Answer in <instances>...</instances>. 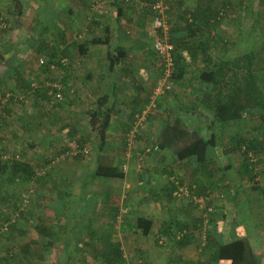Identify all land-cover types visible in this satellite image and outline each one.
<instances>
[{"label": "trees", "instance_id": "1", "mask_svg": "<svg viewBox=\"0 0 264 264\" xmlns=\"http://www.w3.org/2000/svg\"><path fill=\"white\" fill-rule=\"evenodd\" d=\"M11 1L17 2V0ZM66 1L75 3L78 12L90 9V6L85 0ZM105 1L108 2L110 6L114 7L117 14L116 19L119 23L121 22L120 17H122L123 6L133 7L140 3L145 5V11H142L141 14L137 12L135 13L137 16L135 14V17L133 16L135 22L139 25L144 22V16H149L148 14H151L149 17L152 24L154 15L157 14L153 12L152 4L157 3L158 0ZM174 2H176V0H174ZM19 3L18 1L16 4ZM196 3L197 8L194 11L183 6L182 1L180 3L178 2L177 8L175 9L178 13V18L164 19L165 24H168L167 42L172 45V49L170 50L172 66L169 77L165 79V72H161V76L156 79L159 81L162 78V84L164 82L163 80H166L167 85L170 86L169 89L166 88L165 83L163 89H161L164 96L160 99L161 101L171 97L170 95L173 93L174 86L181 83L187 86L188 89L191 88L197 93L196 99L198 103L202 108L207 110L209 114L208 117L210 119L205 128L198 126L194 131L189 132L190 130L187 129L189 125H184L185 123L183 122L184 128L186 127L184 132L189 135V141L178 146L174 150L175 160L178 162H191V164L195 165V170L193 171L199 174V176H202V179L196 176L192 181L186 182L177 178L178 180L176 179L173 181L170 187L168 185L164 188L171 189V192L169 191L170 193L166 195L169 197L168 199H176V192L179 193V189L192 191V195L189 196L192 206L193 203H195V201L192 200V197H196L195 192L197 196L204 195L205 193L202 189L204 188L202 180L206 178L210 181L212 178L209 166L210 163L213 162L216 148L221 144L219 136L215 132L217 125H234L236 127H241L243 123L250 122L255 124L254 127L257 131H260L258 137H245L243 135H237L235 137L233 148H236L235 150L241 153L245 159L240 169L244 175H250V179L254 178L256 173L254 172L255 164H253V159L259 162L264 158V91L262 85L257 81L258 77L253 70L254 53L251 51L248 54H239L228 60L212 56L211 53L208 52V47L212 45L210 42H213V44H216L218 47L220 42L224 44V40L221 38L200 40V34L204 31L203 25L206 26L212 22V26H214V24L219 23L222 20L221 17H223L221 11L228 10L232 3L226 1L222 3L221 1L218 2V0H196ZM248 6L249 5L245 3V7ZM168 10L171 12V7ZM190 11H192L191 15L189 14ZM71 12L72 11H70L69 14L70 16ZM188 14L190 18L186 17ZM128 18L132 17L128 15L127 18L123 19L127 20V23L130 22V20L132 21V19L128 20ZM142 18L143 21H140ZM90 20L88 32L100 29L101 34L87 40L85 38L82 39V41L73 40L68 44L65 40L64 32L58 27L55 28V30L58 29L56 33H59L61 38L55 45L46 44L42 42L41 39L39 40V38L33 36L29 46L30 51L38 58L35 65L22 67L23 64H28V61L25 62L15 55L6 58L5 56L8 51L5 47L0 51V66L5 68L3 72H0V82L6 78H10L11 75L15 76L17 81L14 85H11V88L9 84H6L5 90L1 89L0 91V115H2L0 116V140H4L5 136L2 129L5 127V120L3 118L11 115L10 109L5 108L6 105H9L14 100H18V103H22V98L30 94L34 96V100L52 101L58 104H62L63 102L73 104V100L68 97V94L70 96L69 92L71 90L69 84L72 82L70 78L72 66L64 63V60L70 59L72 56H87L91 45L107 47L105 59L107 61V74L110 77V82L105 85L107 86L105 88L106 91L102 95H98L93 99L87 98L88 102L84 105L88 116L86 124L90 129L88 136H78L79 131L73 126L74 124L62 126L58 135L60 139L62 136L60 133H64L65 131L66 135L75 138L74 141L79 149V153L74 154L75 158L77 156L81 157V155L85 157L84 145L87 143L91 145L94 168L91 175H88L91 179L89 189L94 187V179L124 178L125 173L120 163V161L123 160L122 154L126 152L125 148L128 145L127 141L131 130L136 126L139 118L147 108L151 97V94L147 91L150 95L143 98L142 90L145 88L139 84L133 85V93L131 92L130 98L122 104L126 111L119 113L127 116L128 119V123H124V127L122 128L121 141L123 147H121L119 151V156H117V153L108 152L107 146L111 139V132L117 131L112 129V123L115 119L114 111L117 104L111 105L110 101H112V96V98H114L116 94L123 92L121 89V81L119 80H121L120 73L123 75L128 72L127 69L124 68L128 53L118 45L113 47V36L109 26L102 25L98 17L92 16ZM4 22L6 23V20L0 17V39L2 38L1 34L7 32V26H4ZM33 24L34 25H30L28 28L34 30L35 23L33 22ZM36 28L38 30V27ZM155 32L156 37H162L160 31ZM44 33L45 28L44 30L43 28L38 30V35L40 37ZM126 33L130 34L128 31H126ZM196 36H199L198 39L195 38ZM37 39L39 42L36 41ZM29 40L30 39H28V41ZM34 41L38 43H32ZM41 56H45V59L42 60L40 58ZM198 60H200L202 64L207 65V67L199 70L197 68ZM163 63L165 64L164 60ZM55 69L63 72V76H60L61 78L59 76L48 77V74ZM39 76H41V78L45 77L47 81H40L36 85L37 87H33V81L35 79L36 81L39 80ZM185 76L190 79L188 84L182 83V79ZM25 77L31 78V81L26 80ZM114 77L117 78V81H115ZM85 79L87 81H93L91 72L86 71ZM100 81L102 83L106 81L105 77H102ZM45 82H49L50 85H46ZM157 85L158 83L153 85L150 84V87H156ZM182 85L180 87L182 90L179 91L183 92L186 90L184 89L186 87ZM17 88L20 90V93L16 92ZM175 90L176 87L174 88V91ZM5 98L6 101L4 102L3 100ZM181 107L183 108V105L176 102L175 106L172 107L170 111L166 112L167 116L165 120H168V122H166L167 125L172 122L169 121L170 114L173 112L180 113ZM150 116L151 115H148V120ZM43 117L47 123L53 122L49 116L43 115ZM175 123L178 124V127L183 126L179 118H177ZM31 124L33 123L24 124L23 128L25 131L32 128ZM34 126L33 124V127ZM168 129H170V127ZM174 129L175 128L172 127L173 131ZM202 130L205 131L206 135L208 132L209 135L206 137L202 136L199 132ZM149 141L152 143L153 150L157 151L161 148L155 139ZM53 143L54 140L50 144ZM59 153H70V150L68 148H63L57 155ZM42 168H45L44 162L39 163L35 161L27 163L18 160L15 155H12L6 160L0 159V228L3 227V225L7 227L6 231L9 234V239L16 240L17 238L13 232L17 231L19 227L25 228L29 226V223H26L28 221L19 222V220H17L18 223L15 222L12 219V214L7 212L9 211V207H13L16 211L26 210L20 206V198L25 192L28 193L30 189L43 192L42 194L44 195L40 197L41 200H43V205L40 207H43L46 212L50 214L44 219L42 217H39V219L37 218L38 223H40L39 225L36 224L33 226L40 235L39 237H43L41 238L43 242H39L38 237H35L33 241L30 240V242L23 243L20 247H16L19 249L16 253L9 250V248L1 249L0 264H14L13 262H16V264H129L128 259L125 257L121 242L110 233L97 236L96 229L93 227L94 216L100 211L101 214H106V217L112 225H114V223L116 224L120 214L119 209H104L105 211L103 207L98 209V211L91 209L95 208L93 206L95 205L93 201V192H90L89 189L85 190L89 197L92 198L85 197V200L81 201V199L73 195L70 190L69 193H65L59 189L60 187L56 188L57 183L55 179L50 176L49 171H45L44 173L41 172ZM51 185H54V187H50ZM14 190H17V192H14ZM47 192L52 194L51 198L45 197ZM81 193L82 192H80V194ZM82 194L85 195V193ZM103 199V202L106 203L109 197L106 196L103 197ZM79 200L82 202H80L82 208L78 211ZM195 210H197V208ZM202 212H204L203 216H209L208 218H210L206 225L208 237L206 238L207 244L204 249V251H208L210 255L207 262L203 259L206 256H201L197 264H208V261L218 264H263L260 255L254 252L246 237L235 236L236 238L230 241L219 242L217 238H219L220 235L222 236L220 230V226L222 225L221 219L218 221L215 214H205V210L203 209L201 210V213ZM33 216L34 215H29L30 224L33 220ZM49 220L56 224L55 229L43 223ZM200 220L202 219L199 217L192 219L191 222L188 223L170 220L169 224L163 225L161 232L153 239V242L162 244L163 241H171L174 244L173 248L178 250L190 248L194 241L191 229H197L200 226ZM19 224L25 226H19ZM151 226L152 223L145 219L137 218L135 220V230L141 231L142 235L145 237L148 236ZM24 230L25 229H19L18 232L21 233V236L26 233ZM16 244H18V241ZM19 252H22V258L14 261V255H20ZM57 252H59L58 255H60V258L63 260L54 263L53 260H55ZM51 253H53L52 256ZM173 256L176 259V263L174 260L172 261V259H168L166 263L178 264L177 260H179L180 264H191L185 261L182 255ZM155 261L156 257L154 256H151L148 261L143 257L140 259L141 264H156Z\"/></svg>", "mask_w": 264, "mask_h": 264}, {"label": "rangeland", "instance_id": "2", "mask_svg": "<svg viewBox=\"0 0 264 264\" xmlns=\"http://www.w3.org/2000/svg\"><path fill=\"white\" fill-rule=\"evenodd\" d=\"M18 1L20 3L16 4ZM181 1L183 2V6H186L194 11L197 8L196 0H176V2H174V0H165L163 6V16L165 20L166 18H178V13L175 11V9L177 8V3H180ZM220 1L222 3H225V1L232 3L231 7L228 8V10L221 11L223 17H221L222 20L219 23L214 24V26H212V22L209 25H203L204 31L200 34V40H209L211 38L223 39L224 44L221 42L219 43L218 47L220 48H218V51H216V49H212L210 52L212 56H216L224 60H228L239 54H248L252 51L254 53L253 70L258 77L257 81L262 85L264 91V0H218V2ZM245 3L249 6L245 7ZM92 4L94 7L96 6V8L93 7L92 10L89 9L88 11L85 10L83 12H78L77 7H75V3L65 0L53 2H48L46 0H17V2H12L11 0H0V17L6 20V23L4 22V26H7V32L1 34L2 38L0 39V51H2L3 47H5L8 51L5 56L6 58L15 55L17 58L23 59L25 62L28 61V64L22 65V67H28L33 64L35 65L37 63L36 60L38 59L35 54L30 51L29 44L32 41L31 38L33 36H36L39 38V40L41 39L42 42H45L46 44L49 43L50 45H55L61 38L59 33H56L58 29L55 30V28L57 27L62 29L64 32V37L68 44H70V42L73 40L82 41L84 38L87 40L93 36H97L98 34L100 35V29H95V27L94 31L88 32V26L91 21L90 15L94 13V9L95 11L99 9L104 13L103 15L105 16L103 17V21L109 23L108 18L111 17L112 19L109 9H112L113 11H115V9L106 1L95 0L92 2ZM133 7L127 6L129 13L128 15L131 17L134 15V13H142V11H145L146 9L145 5L142 3ZM170 7L172 9L171 12L168 10ZM70 11H72L71 16L69 15ZM189 14L191 15L192 11H190ZM189 14L186 15L187 18H190ZM148 15L150 16L151 14ZM129 19H132V21L130 20L128 23L125 21L126 23H124V26L126 24L127 26L125 29H123L124 35L128 37L127 41H129V43L135 41L141 42L146 48L144 50L145 59L143 62L145 64L143 67L138 63L135 65L132 64V67L135 66L136 68H144L145 73L143 71V74H140L143 80L145 75H149V80H146V83L148 85L147 91L151 93V97L150 103L147 105L145 112H143L142 116L136 123V126L133 127L131 133L129 134V139L127 141L128 145L125 148L126 152L122 154L123 160L120 161L124 173L125 170L128 172L129 168L128 163L126 164V159H128V157L131 158V154L133 153L138 154V157L135 161V171L141 172V170H143L145 167L147 168V165H153V161H151L150 157H148L147 160L146 157L148 154L152 153V155H150L151 158H155L157 151L153 150L151 142H146L145 138L149 137L146 135V132L143 131V129L147 130V128H149L152 133L150 138L156 137V133L162 130L164 122H168V120L163 121L159 115L157 116V113H159V111L162 109L160 99H162L164 96L161 92L163 87L161 80L162 78L159 80L160 82L156 79L161 76V72L163 73L166 67L163 63V59L160 56H157L158 54L154 50L153 44L156 38V32L152 27L150 18L149 20L146 18L140 25L135 22V19L133 20V18H128V20ZM141 21H143V19ZM33 22L35 23V28L34 30H31L28 27L30 25H34ZM166 26H168V24H166ZM36 27H38V30L42 28L44 30L45 28V33L41 37L38 35V30ZM126 31H128L130 34H127ZM198 37L199 36H196L195 38L198 39ZM28 39L30 40L28 41ZM39 40L37 39L36 41L39 42ZM36 41L32 43H38ZM210 43L212 44L211 48H215L216 44H213V42ZM106 52V46L91 45L89 54L87 56H72L70 59L64 60V63L72 66V70L70 71V78L72 82L69 84L71 86V90L69 92L70 96L68 94V97L73 100V104H67L66 102H63L64 100L62 101V104L52 101L46 102L44 100H34V96L30 94L22 98V103H18V100H14L9 105L5 106V108L10 109L11 115L5 116V118H3L5 120V127L2 130L4 131L3 134L5 139L0 140V159L6 160L12 155H15L17 156L18 160L27 163H32L36 159H38L37 161L39 163L44 162L45 168H42L41 172H50V176L55 179L57 183L56 188L60 187L59 189L65 193H69L71 191L72 194L81 199V201L85 200V197L89 198V195L87 192H85V190L90 188L91 179L88 175H91L94 168L92 162L93 155L91 154V145L89 143L84 145V154L86 155L85 157L84 155L83 157L81 155V157L77 156L75 158L74 154L79 153V149L76 146V142L74 141L75 138L66 135L65 131L64 133H60L62 134L60 139L58 135L62 126L66 124L71 125L78 123V136H88L90 129L86 124L88 116L86 114L84 105H86V102H88L87 98L93 99L98 95H102L106 91L105 88L107 86L105 85L110 82V77L107 74V61L105 59ZM40 58L44 60L45 56H41ZM206 67L207 65L205 64L199 62L197 63V68L199 70ZM4 70L5 68L0 66V72H3ZM86 71L91 72L93 81H87L85 79ZM51 76L60 77L63 76V72L55 69L48 74V77ZM140 76H138L139 79ZM39 77L40 79L37 80L38 82L36 79L33 81V87H37L36 85L40 81H47L45 80V77ZM102 77H105L106 80L103 83L100 81ZM26 80L31 81V78L27 77ZM129 80L130 82H121V89L126 94V96H129L131 92L133 93V85L137 83L135 79L130 78ZM16 82L15 76L12 75L10 78L2 80L0 82V91L1 89L5 90L6 84H9V87L11 88V85H14ZM45 83L46 85H50L49 82ZM157 83L158 85L156 87H150V84L153 85ZM182 83L188 84L189 82H186L185 78H183ZM181 85V83H179V85L176 84L174 86V88L176 87L175 91L173 88V93L175 94L172 93V95H170L171 97L166 99L174 101L175 103L179 102L182 105H186L187 100H190L189 93H192V90L191 88L188 89L187 86L182 85L186 87L184 88L186 90L181 92L179 91L182 90V88L180 89ZM158 89L160 90L158 91ZM16 92L20 93V90L17 88ZM123 99H125V97H123ZM185 111L186 110L181 107L180 113H171L169 116V121L171 122V120L174 118H179L180 122H184L189 125V128H187L188 130L194 131L195 127H192V120ZM42 114L49 116L53 122L47 123ZM148 115H151L149 120ZM26 123H33L35 126L33 127V124H31L32 128L25 131L23 126ZM254 125V123L249 122L243 123L241 127H236L234 125L216 126L215 132L219 136L221 144L216 148L213 162L210 163L209 166L213 172L211 179L213 180L212 185L214 188H211L210 186L207 189H219L218 184L220 181H223V188L229 186V190L231 191H228L227 189L222 190L223 195L220 196V205L217 200L215 201L217 196L220 195V192L215 193L214 191V193H212L210 190H203L205 192H202L204 195L199 196H197V193L195 192L197 201H195L193 205L195 204L194 206L197 208V217L202 220H200V226L197 229H191L194 236L193 243L189 249L187 248L185 250L173 248L174 244L171 241H163L162 244H159V242L157 244L154 242L148 243L153 255L155 256L156 253L160 255L158 258H156V264H169L166 263L168 259H172V261L174 260L176 263V259L173 255L180 254L184 255V260L191 264H197L201 256H206L203 259L207 262L210 254L208 251L205 252L204 249L205 245L207 244L206 238L208 237L206 225L210 218H208L209 216H203L204 212L201 213L202 209L205 210V214H216L218 217L222 211L224 212L226 218L220 226L222 236L220 235V237L217 238L219 242L230 241L236 238L235 236L246 237L249 240V243L252 244V248L254 249L255 253L260 255L262 263L264 264V226H253L252 223H249V220H246L247 218L243 217V214H241V208H247V200L241 197V192H237L236 197L234 195V189H246L247 194L245 195V198L248 197L249 202L250 200L257 197V193L253 192L252 189H259L257 190V192H259L258 196H262L264 198V158L259 162L256 159H253V164H255V171H253L256 173V175L254 178L250 179V175H244L240 171L241 166L245 161L244 156L237 152L235 150L236 148H233L234 140L237 135H243L245 137H258L260 135V131H257ZM119 131L120 129H118V132ZM199 132L205 137L209 135L208 132L206 135L204 130ZM53 140L54 143L50 144ZM142 142L144 143L143 145ZM122 144L123 143L117 147L118 153L121 147H123ZM63 148H68L70 153H59L57 155V153ZM111 148L112 150L114 148L116 149V145L113 144L112 146H107V150ZM166 155L168 159H171L172 152L168 150ZM72 162H74V165ZM59 169H61V171H59ZM50 187L53 188L54 185H51ZM89 191L93 192L97 196L101 194L100 191H98V189H94V187L89 189ZM131 191L132 193H130L129 197L132 201L136 198L135 195L137 192L135 189H132ZM14 192H17V190H14ZM80 192L85 193V195L82 193L80 194ZM225 192L228 194H225ZM42 193L43 192L41 191L30 189L28 193L25 192L21 196L20 206L26 209L25 211H16L13 209V207H9V211L7 212L12 214V219L15 222H17V220H19V222L28 221L26 223H29L28 225L30 227H19L17 231L13 232V234L15 233L14 235L17 239L10 240L8 237L9 234L6 231L7 227L3 225V227L0 228V250L9 248V250L16 253L19 250L16 247H20L21 244L30 242V240L33 241L35 237H38L39 242H43L41 239L43 237H39L40 235L33 227L34 225H39L40 223H38L37 218L39 219V217H42L44 219L47 215H50L48 214L49 212H46L43 207H40L43 205V200L40 198L42 195H44ZM127 195L125 193L116 194L112 197V201L118 203V207L122 206L123 208V204L128 198ZM225 195H227V197H225ZM45 197L51 198L52 194L47 192ZM175 198L176 199H173L175 202L180 201L182 204H190L189 197L177 195ZM81 201L79 200V208L77 209L78 211L82 208L80 204ZM125 214L126 212L123 208L122 212L119 214V220L117 221L116 225H112V227L105 215L101 214V211L96 213L94 216L93 227L96 229L97 236L105 233L112 234V232L115 231L116 226L117 230L121 232L120 225L121 222L124 221ZM29 215H34L31 224ZM43 223L53 229L56 228V224L50 220L44 221ZM240 224L243 225L244 229L241 228ZM19 226L25 225L19 224ZM19 229H25L24 231L26 233L23 232L24 235L21 236V233L18 232ZM247 232L252 234L249 236ZM245 233H247V235ZM17 241L18 244H16ZM126 245H131L130 247H132H129L128 250L130 251V256L127 254L129 264H141V246L144 248L145 243L141 241H138L134 244L127 242ZM52 254L53 253H51V256ZM58 254L59 252H57L55 255L56 258L53 260L54 263L58 262L59 260H63ZM14 259V261H17V259L21 258H19L18 255H14ZM177 261L178 264H180V261ZM13 263L16 264V262ZM208 264L218 263H210V261H208Z\"/></svg>", "mask_w": 264, "mask_h": 264}, {"label": "crops", "instance_id": "3", "mask_svg": "<svg viewBox=\"0 0 264 264\" xmlns=\"http://www.w3.org/2000/svg\"><path fill=\"white\" fill-rule=\"evenodd\" d=\"M46 1L53 2V1H58V0H46ZM85 1L88 3V5L90 6V9L92 10L94 7L92 2L95 0H85ZM100 1H103V0H100ZM81 8H83V7H81ZM94 8H96V6ZM123 8L124 9H123L122 17H120L121 18L120 23L116 19V17H117L116 11H113L112 9H109L110 15H112V19H111V17L108 18L109 23H106L105 21H103V17H105V16L103 15L104 13L99 9H97L96 11L94 9L93 10L94 13H92V15H90V16L91 17L92 16L98 17V20L102 25H107L111 28V33L113 36V41H112L113 47H116L118 45L119 47H121L123 50H125L128 53V58H126V61L124 63V68L127 69L128 72L124 73L123 75L120 73V79L121 80H119V81L130 82V80H129L130 78L135 79L137 82L136 84L142 85V87L145 88L144 90H142L143 91L142 92L143 98H144V97H147L151 94V93L149 94L146 90V87L148 86L146 83V80H149V78H148L149 75L146 73L147 75H145V77H143L144 78V80H143L142 77L140 76V74L141 73L143 74V71L145 73L144 68H141V67L136 68L135 66L132 67V64L135 65L138 63L139 65H142V67H143V65L145 64L143 62V60L145 59L144 50L146 48H145L144 44L141 42L135 41V42L129 43V41H127L128 37H126L123 33V29H125V27L127 26V24L124 26V23H126L125 21H127V20H125L123 18H127L129 13H128L126 6H123ZM139 14H141V13H139ZM135 15L137 16V14H135ZM133 16L134 15H132V18H133ZM141 17H142V15H141ZM143 18H145V19L148 18V20H149L150 17L144 16ZM142 19H140V21ZM211 46L208 47L209 53H211L210 51L212 49L213 50L216 49V51H218V48H220V47H217V45L215 46V48H211ZM198 62L202 63L200 60H198ZM138 76H140V79ZM184 78H185L186 82L190 81V79L188 77L185 76ZM115 81H117V78H115ZM191 90H192V93H189L190 100L188 99L187 104L183 105V109H185L187 111V114L190 116V118L192 120V122H191L192 127L197 128L198 126H201V127L205 128L207 123L209 122V119H210L208 117L209 116L208 111L200 106V104L198 103V101L196 99L197 93H194L193 89H191ZM184 95H185V93H184ZM112 97H111L112 101H110L111 105L117 104L115 106V111H114L115 112V116H114L115 119L112 123L113 124L112 129L114 131L115 130H117V131L111 132L112 136H111V139L109 141V145L112 146L113 144H115L116 149L114 148L112 150V148H111L108 150V152L117 153V156H119L117 147H119V145L122 143V141H121L122 132H123L122 128L124 127V123H128L127 116H125L123 114L121 115L119 113L126 111L122 104H123V102L127 101L130 98V95L126 96V94L124 92H120V93L116 94L114 96V98H112ZM123 97H125V99H123ZM185 102H186V100H185ZM161 104H162V109L159 111V113H157V116L159 115V117L163 121H165L166 116H167L166 112L170 111V109H172V107L175 106V103L173 101L168 100V99H164L161 101ZM121 109H123V110H121ZM171 121L172 122L169 125H167L164 122L162 130L159 131L158 133H156V135H157L156 137H152L159 143V147H161L157 150L155 158H151L150 155H152V153L148 154L146 157V160L148 157H150L151 161H153V165H147V168L145 167L143 170H141V172L135 171V163H136L135 161H136V158L138 157V154L133 153V154H131V158L128 157V159H126L127 160L126 164L128 163L129 168H128V172H127V170H125L124 178H122V179H113V178L104 179L103 178V179H99V180L94 179V189H98V191H100L101 194L98 196L93 194V196H94L93 201L95 203V205H93V206L95 208H91V209H95L96 211H98V209H100L102 207H103V210L104 209L109 210V209L118 208L119 212H122V209L124 208V211L126 212V214L124 215L125 216L124 221L121 222V225H120L121 232H119L117 230V226L115 227V231L112 232V235L115 236V238L121 242L126 258H127V254H129V252H130V251H128L129 247L131 246V245L127 246L126 245L127 242L133 243V244L137 243L138 241L144 242L145 246H144V248L141 246L140 257H143L146 261H148V259L151 256H154L153 253H151L152 251H151L148 243L153 242V239L156 238L158 236V233L161 232V228H163V225L169 224L170 220H178L181 222H187L188 223V222H191L192 219L197 218V212L195 210L196 208L194 205L192 206L191 204H188V203L182 204V202H180V201L175 202L173 199H168L169 197L166 195L171 192L170 191L171 189H164L168 185L170 187L172 182L174 180H176L177 178L180 179L181 181L190 182L196 176H199V174H196L195 171H193V170H195L194 169L195 165L191 164V162L190 163L188 161H184V162L179 161L178 162L175 160V158H174L175 148L187 143L189 141V135H187L184 132V129L186 128V127L184 128V125H186V123L185 124L181 123L182 125L183 124L184 125L182 127H178L177 126L178 124L175 123L177 121V118H174ZM181 124H179V125H181ZM73 126H75L77 129L79 127L78 123H75ZM176 126H177V128H176ZM167 127L168 128L170 127V129H168ZM172 127L175 128L174 131L172 130ZM118 129H120L119 132H118ZM143 131L146 132V135L149 138L151 137L152 133H151V130L149 128H147V130L143 129ZM189 132H191V131H189ZM146 135H144V136H146ZM149 138H145L147 143L150 142ZM152 138H150V140H153ZM143 144L144 143L142 142V145ZM144 150H145V146H144ZM168 150H170L172 152L171 159L167 158L166 153L168 152ZM37 160L38 159H36L35 161L37 162ZM186 162H188V163H186ZM72 164L74 165V162H72ZM59 171H61V169H59ZM211 176H212V171H211ZM199 177L202 179V176H199ZM202 181H203L202 184L204 187V189H203L204 191L210 190L212 193H214V191H215V193L220 192V195L217 196V199L214 198L215 201L216 200L218 201L219 205H220V201H221L220 196L223 195L222 190L227 189L228 191H231V190H229L230 189L229 186L226 188H223V186H224L223 181L219 182V184H218L219 189L216 188L214 190L213 189H207L210 186H211V188L213 187L212 179L209 181L205 178ZM132 189H135V191L137 193L135 195L136 198L131 201V198L129 197V195H130V193H132V191H131ZM257 190H259V189H252L253 192L257 193V197L250 200L249 202H248V197L245 198V195L247 194L246 189H234V195L236 197L237 192L238 193L241 192L240 193L242 195L241 197L243 199L247 200L246 201L247 202L246 203L247 208H244V207L241 208V214H243V217L247 218L246 220H249V223H252L253 226L257 225V226L262 227V226H264V198L262 196H258L259 192H257ZM121 193H125L126 195L128 194L127 195V197H128L127 201L124 202L123 208H122V206L118 207V203L112 201L113 196H115L116 194H121ZM225 194H228V193L225 192ZM103 196L109 197L108 202L102 203V199H103L102 197ZM164 196H166V197H164ZM225 197H227V195H225ZM89 198H91V197H89ZM215 216H216L218 221L221 219L222 222L226 218L223 211L221 212V214L219 216L220 219L216 214H215ZM105 217H106V214H105ZM137 218L145 219V220L152 223V226L148 232L147 237L142 235L141 231L135 230V220ZM107 220H108V218H107ZM118 220H119V217L117 218V221ZM117 221H116V223H117ZM115 225L116 224L114 223L113 226H115ZM111 226H112V224H111ZM240 226H241V228H243L242 224H240ZM247 233L249 236L252 234L250 232H247ZM247 233H245V234L247 235ZM252 238H254V237H252ZM250 245L252 246L251 243H250ZM130 248H132V247H130ZM19 253H20V255H18L19 258H22V255H21L22 252H19ZM129 256H130V254H129ZM159 256L160 255L156 253L154 257L158 258ZM182 257L184 258V255H182Z\"/></svg>", "mask_w": 264, "mask_h": 264}, {"label": "built area", "instance_id": "4", "mask_svg": "<svg viewBox=\"0 0 264 264\" xmlns=\"http://www.w3.org/2000/svg\"><path fill=\"white\" fill-rule=\"evenodd\" d=\"M164 1L165 0H158L157 3L152 4V10L153 12L157 13L154 15V19L152 22V27L154 29V31H160V33L162 34V37H156L155 41H154V50L155 52L158 54V56H160L164 62H165V66H166V70L165 72V79L166 77H169V74L171 73V66H172V57L170 55V50L172 49V45L169 44L167 42V31H168V27L166 26L165 22H164ZM166 83V88L169 89V85H167L166 80H164L163 82V87ZM162 87V89H163ZM160 89H158L159 91ZM59 97V95H58ZM4 102L6 101V98L3 100ZM145 112V111H144ZM192 191L187 190V189H179V193H176V195L178 196H183V197H189ZM193 201H197L196 197H192ZM210 210V209H209Z\"/></svg>", "mask_w": 264, "mask_h": 264}]
</instances>
